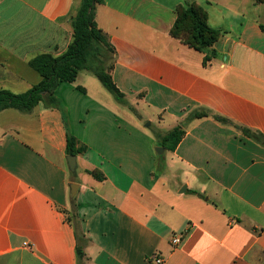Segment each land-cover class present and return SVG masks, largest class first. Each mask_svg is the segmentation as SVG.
I'll use <instances>...</instances> for the list:
<instances>
[{"label":"crops","instance_id":"0c3cea01","mask_svg":"<svg viewBox=\"0 0 264 264\" xmlns=\"http://www.w3.org/2000/svg\"><path fill=\"white\" fill-rule=\"evenodd\" d=\"M190 3L221 31L207 51L170 34ZM79 6L0 0V89L22 94L40 81L30 60L67 50ZM96 21L127 104L82 70L57 86L58 108L0 112V264H78L77 230L88 240L84 264H154L156 255L163 264H264V144L243 133L264 137V2L104 0ZM194 111L207 116L189 120ZM140 120L185 135L159 154ZM69 135L86 148L74 176Z\"/></svg>","mask_w":264,"mask_h":264},{"label":"trees","instance_id":"16d2710c","mask_svg":"<svg viewBox=\"0 0 264 264\" xmlns=\"http://www.w3.org/2000/svg\"><path fill=\"white\" fill-rule=\"evenodd\" d=\"M259 1L264 2V0ZM103 3L104 0H80L78 12L71 21L73 39L67 50L59 56L41 53L32 58L30 66L40 75V81L22 94L0 89V112L9 108L30 112L39 103L58 108L59 103L55 97L57 86L61 82H74L82 70L93 73L118 101L127 104L124 94L119 90L108 72L113 60L114 48L96 21L97 6ZM170 34L190 48L207 51L219 40L221 31L209 26L208 14L203 7L196 3H190L177 8V18ZM214 56V51L209 52L205 56L204 62L209 61ZM205 116H207L205 111H194L188 119L193 120ZM215 118L220 122H229L220 116H215ZM243 133L264 144L263 135L252 133L247 129H243ZM184 135L185 131L181 125L163 135L157 134L161 138V145L167 150H175ZM85 150L84 146L78 145L74 137L68 136L67 155L77 156ZM90 173L99 180L104 179L103 174L99 171ZM76 237L78 264H84L85 247L88 240L78 230Z\"/></svg>","mask_w":264,"mask_h":264},{"label":"rangeland","instance_id":"374dc122","mask_svg":"<svg viewBox=\"0 0 264 264\" xmlns=\"http://www.w3.org/2000/svg\"><path fill=\"white\" fill-rule=\"evenodd\" d=\"M85 75H89L90 77H95L92 73L87 72V71L85 72ZM95 79H97V78L95 77ZM99 83H100V82H99ZM106 91H107V90H106ZM107 93L111 96V98H112L114 101L117 100V99H116L111 93H109L108 91H107ZM139 110H141V108H139ZM143 117H145V115H144ZM137 119H138V118H137ZM138 120H139V119H138ZM142 120H146V119H142ZM142 120H140L141 125H143L144 128L149 129V131L155 135V138L157 139V142L161 145V138H159V137L157 136L158 133L155 132L158 123L155 122L153 125L149 126L150 121H142ZM169 128H171V127H169ZM161 147H162V146H158V148H161ZM163 148H164V147H163ZM77 173H79V171L72 172V175L74 176V175H76Z\"/></svg>","mask_w":264,"mask_h":264},{"label":"water","instance_id":"95a60500","mask_svg":"<svg viewBox=\"0 0 264 264\" xmlns=\"http://www.w3.org/2000/svg\"><path fill=\"white\" fill-rule=\"evenodd\" d=\"M165 148L161 147V148H157V152L159 154H162L164 152ZM67 161H68V166H69V169L72 171V172H75L76 169H77V156L76 155H70L67 157ZM78 185L77 184H72L71 185V195L74 197L77 193V188Z\"/></svg>","mask_w":264,"mask_h":264},{"label":"built area","instance_id":"2783aa9c","mask_svg":"<svg viewBox=\"0 0 264 264\" xmlns=\"http://www.w3.org/2000/svg\"><path fill=\"white\" fill-rule=\"evenodd\" d=\"M181 243H182V236L177 234L174 235V237L172 238V244L175 246H179ZM151 260L153 261L154 264H163L165 261V259L160 255L153 256Z\"/></svg>","mask_w":264,"mask_h":264}]
</instances>
